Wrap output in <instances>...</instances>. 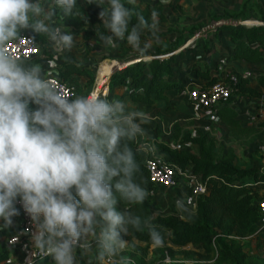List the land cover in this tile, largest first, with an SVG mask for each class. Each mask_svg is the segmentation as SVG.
Instances as JSON below:
<instances>
[{"label":"clouds","instance_id":"clouds-1","mask_svg":"<svg viewBox=\"0 0 264 264\" xmlns=\"http://www.w3.org/2000/svg\"><path fill=\"white\" fill-rule=\"evenodd\" d=\"M87 2L101 6L106 47L126 40L143 54L151 47L141 39L146 31L159 39L155 8L146 18L137 0ZM57 9L63 18L81 16L77 0H0V227L12 225L19 202L35 225L33 254L78 264L79 250L81 257L94 254L98 264H134L124 255L130 228H147L153 246L164 245L151 217L118 210L119 201L142 204L153 194L138 181L140 167L129 146L146 136L142 125L150 117L95 93L69 94L41 64L30 62L36 40L24 35L29 30L47 36L58 53L74 47L73 35L55 25ZM177 208L186 211L184 201Z\"/></svg>","mask_w":264,"mask_h":264},{"label":"trees","instance_id":"trees-1","mask_svg":"<svg viewBox=\"0 0 264 264\" xmlns=\"http://www.w3.org/2000/svg\"><path fill=\"white\" fill-rule=\"evenodd\" d=\"M50 2V0H46ZM126 3V0H122ZM126 6H128L126 4ZM97 7L95 3H88L87 0H77V8L81 16L69 15L62 19L74 29L81 30L86 37L94 33L108 34L103 25L98 21L94 13ZM139 10L146 18L152 9L159 13V22L167 20V12L160 0L152 3L139 5ZM255 18L256 22L249 19ZM217 19L231 20L234 22H222L214 31L226 32L228 34L231 49L227 59L235 61H246L257 63L264 60V0H240L239 9L234 12H223ZM249 20V21H246ZM235 21H237L235 23ZM136 23L133 17L131 24ZM131 27V25H130ZM197 28L180 30H159L158 40L151 39L150 32H145L141 39L150 40L152 46L143 54L134 51L126 40L118 41L117 54L113 59L118 62H131L123 68L110 74L107 80V93L114 86H126L128 91L115 96L111 101H122L127 97L131 102L152 104L157 100H167L169 92L177 87L180 79L176 75V57L182 55L185 49H180L185 42L195 36ZM29 35L40 42L41 46L44 34H36L31 30ZM198 34L187 45L191 47L196 42ZM208 42L205 40L203 49H208ZM45 52V50H44ZM159 56V57H158ZM56 76L75 88V95L80 94L81 89H90L94 73L85 63H76L64 58H57ZM190 69L196 77L204 80V86L214 82L217 77L214 74L216 66L212 60L204 57L193 60ZM109 71V70H108ZM106 72V74L108 73ZM237 75V82L233 95L248 97L251 99L256 110L261 109L264 115V73L258 75L254 80L260 90L248 85L247 76ZM223 78H227L225 75ZM181 87V86H180ZM87 95V94H86ZM107 98V96H106ZM35 109L36 105L30 104ZM215 117L227 128V136L235 141L246 140L251 143L254 138L261 134L264 136V116L256 125H247L237 114L235 108L229 103L220 104L215 108ZM171 139H177L183 147L174 149L167 143H154L155 152L162 156L168 163H183L192 174L199 176L206 186V192L200 195L195 202V211H181V216L172 214H153L151 195L142 204H127L124 201L118 202V210H130L143 219L152 218V223L162 233L164 245L153 247V251L159 252L162 260L166 253L172 254V249H203L207 254L212 255L218 264H264V220L260 211L258 200L261 197L258 186L264 185V170L251 163L249 167H241L237 163V155L231 148L224 150L218 146L213 136L208 132L196 129L193 134L190 130H183L178 124ZM188 145L197 147V153L192 152ZM129 146L135 153L139 164L138 181L142 183L151 193L158 190L157 186L148 175L144 161L147 156L146 144L143 140L130 141ZM12 225L0 227V264H8L9 257L13 254L11 248L6 245V239L13 235L18 227L20 218L13 217ZM4 221L0 218V225ZM256 240L257 254L249 255L244 251L241 241L247 238ZM128 245L137 246L134 242L142 243L144 249L152 244L147 228L143 231L129 230V235L123 236ZM188 253V252H186ZM52 258L45 257L36 260V263L46 264Z\"/></svg>","mask_w":264,"mask_h":264},{"label":"rangeland","instance_id":"rangeland-1","mask_svg":"<svg viewBox=\"0 0 264 264\" xmlns=\"http://www.w3.org/2000/svg\"><path fill=\"white\" fill-rule=\"evenodd\" d=\"M137 2L143 4L147 2H153V0H137ZM239 5L240 0H171L170 4L164 5L167 12V20L164 22H159V30L166 31L170 29L180 30L197 28L199 30L198 34H202V37H198L196 39V42L193 43L191 47L185 50L184 54L177 57V75L181 76L183 79H191L187 71L188 61L190 62V60L193 59H200L201 55H203L204 53H206L207 55L211 53L212 56H217L214 53L215 46L213 43L212 31H214L222 22H234L231 20L217 19V16H220V14L223 12L237 11L239 9ZM100 11L101 8H97L95 10V15L97 16L99 23L102 24V20L99 17ZM249 20L256 22L255 18H251ZM236 22L237 21H235V23ZM70 34H72L74 37V47L69 51L70 54H72L73 56L77 55L83 60H85V56H88L87 60L91 65L92 72L94 73L93 80L91 82L92 84L90 86L91 90L88 91V89H81L80 94L84 93L86 95L96 87L100 68L102 66H105V64H109V66L111 63L112 65L116 64L113 61H119L117 59H113V57L119 54V52L117 53L116 48L106 47L101 42L100 35H98L97 33H94L93 36L89 38L86 36L84 37V34L80 31H74ZM198 34H195L194 37H197ZM219 34V38L221 39V41L218 44H223L226 46L228 41L226 35H223V33ZM194 37L190 39H193ZM144 40L145 39H142V41ZM205 40L209 42L207 50L203 49V43ZM45 47L46 46H41V58L42 54H44V50H46ZM53 51L50 50L49 54L52 58L55 53V50ZM119 65L120 64H118L117 66ZM203 82L204 81H199L197 83L203 84ZM245 106L248 107L249 104L245 102ZM253 109L254 108L251 109L252 115L255 114ZM258 114H261V112H259ZM158 117H160V120L165 127L164 129L166 131V134H164V136L167 138L166 142L169 143L171 147H173L175 143H180L179 141H177V139H171V134L173 132V129H175L174 124H178L183 130H190L193 134L196 133V129L201 127V130L203 132H208L210 136H213L216 140L217 145L223 146V149L225 151L229 148L235 151L237 155V163L239 166L249 167L251 163H255L264 170V140L260 139L259 135H257L254 140L248 144H246V140L235 142L227 136V133H225L226 131L223 128L224 125L222 123H218V120L214 118L209 119L208 117H206V119H204L202 123H196L195 119H192L191 114L188 112L187 105L181 102L176 104L174 110L166 115V117H163L161 115H159ZM161 128L162 127L159 126L158 129L161 130ZM182 147L183 146L181 145V148ZM188 148L192 152L197 153L196 146L188 145ZM186 184L189 186V189H187V196L192 197V199L190 198V204H192L194 198L190 192V184L187 181ZM174 189L159 187L158 190L151 195L150 200L154 215H178L181 212L177 208V202L164 205L163 200L167 199V197L173 198L175 196H178L176 195V191ZM178 200L184 201L186 209L189 207V204L187 203V201H185V198L182 197ZM15 217L18 218L19 216ZM134 243L137 244V246L129 244L127 245L124 252V255L129 256L134 264H218V261L214 259L212 255L207 254L203 249L194 250L190 247H184L182 249H172L170 262L167 263L166 261L162 260V256L159 252L153 251V245H151L148 249H144L142 247L144 246L142 243H139L137 241H135ZM241 244L243 245L244 251L247 254L253 255L258 253L256 251V240L254 238L251 237L244 239L241 241ZM262 256L264 257V254H262ZM77 260L78 264H98V262L95 260L94 254L91 256L81 257L79 250H77ZM46 264H54V261L52 260Z\"/></svg>","mask_w":264,"mask_h":264},{"label":"crops","instance_id":"crops-1","mask_svg":"<svg viewBox=\"0 0 264 264\" xmlns=\"http://www.w3.org/2000/svg\"><path fill=\"white\" fill-rule=\"evenodd\" d=\"M155 1L156 0H153V2H155ZM44 2L48 3L46 0H44ZM147 3H149V2H147ZM150 3H152V2H150ZM138 4L143 6L146 3H143V4L138 3ZM105 6H107V4ZM97 8H101V6L97 5V7L94 9V13H95V10ZM54 19H55V25H62L65 31H68L70 33L74 32V31H80L81 33H83L81 30L74 29L66 21H64L62 19L61 13H59L57 11H56V17ZM214 31H212L213 32L212 33L213 43L215 46L214 53L217 56H212L211 53L209 55L204 53L203 55H201L200 58L204 57L206 59L212 60L213 65L216 66V71L214 72V74L216 75L217 79L223 78L228 73H236V74L244 75V76H247L249 79L248 85L260 90V87L255 84L254 79L258 75L264 73V60L261 62H257V63H249L246 61L228 60L227 55L231 49L228 34L226 32H221V31L217 32V34H214ZM219 33H223V35H226L227 40H228L226 46L223 44H218L221 41V39L219 38V35H220ZM83 36L85 37V34ZM187 41H189V42H187ZM187 41L185 42L184 46H182L180 49L186 50L187 48H189V47H187V45L192 41V39H188ZM42 44H44V46H46L45 47L46 50H45L44 54H42V58L39 55V56L31 59L30 62L41 64L43 72L45 73L46 77L53 76L56 74V68L58 67V63L56 62V59L59 57L74 61L76 63H83V61H84V63L91 68L90 63L87 60L88 56H85L84 57L85 60H83L81 57H79L77 55L73 56L72 54H70L69 50H65L62 53H58L57 51H55L53 58H52L49 54H50V50L53 51L54 48L50 44L47 36L44 37ZM208 44H209V42H208ZM224 47H226V48H224ZM48 49H50V50H48ZM185 50H184V52H185ZM57 53H58V55H57ZM263 53H264V49H263ZM178 56H181V55H178ZM177 57H176V60H177ZM193 60H197V59H193ZM193 60H190V62L188 61V68H187L188 69L187 70L188 75L191 79H188V78L183 79L181 76L176 74L177 77L180 79V82L175 89H173L169 92V95H168V98L166 101L165 100H157L156 102H154L152 104H142L139 102H131L127 97H124L122 99V102L125 103L127 110L142 111L150 117V121L148 123L142 125V127L146 130V136L140 137L137 139V141L143 140V142H145V144L147 145L146 148L150 147V146L154 147V143H159V142L167 143L166 142L167 138L164 136V134H166V131L164 129L165 127L162 124L160 117H158V116L161 115L163 117H166V115H168L171 111L174 110L176 104H178L180 102L185 103L187 105L188 112L191 114L192 119H195L196 123H198V122L202 123V121L204 119H206V117H208L209 119L214 118V119L218 120L215 117L213 110L199 108L197 106L192 105L188 101L186 88L188 86H191V85H197L198 84L197 82H199V81H204L203 79L196 77L193 74V72L191 71L190 63ZM134 61L135 60L129 61V62H127V64L134 62ZM123 65L120 64L118 66V68H121ZM111 68H112V65L109 66V64H105V66H102L100 68V70H99L100 73H98L99 75L97 78V84H96V87L94 88V90L92 91V94L93 93L96 94V92L101 88L106 89V81H107L108 76L111 74ZM258 70H259V72H258ZM107 71H108V73L106 74ZM127 91H128V88L126 86H114L107 93L106 99L111 101L115 96L121 95ZM232 100H233L232 106L235 108L237 114L243 119L242 122L244 124L256 125L263 119V116H264L263 111L261 109L256 110V108L253 107L251 99H249L248 97H238L236 95H233ZM245 102L249 104L248 107L245 106ZM250 108L251 109L254 108L253 109V111L255 113L254 115H252ZM259 112H261V114H258ZM211 116H212V118H211ZM217 122L221 123L219 120ZM159 126L162 127L161 130L158 129ZM223 128L225 129L226 132L224 130L223 131L225 133H227V128L225 125L223 126ZM198 129L201 130V127H199ZM259 138L264 140V136L261 134H259ZM167 144L169 145V143H167ZM187 189H189V186L186 184V181L181 180L179 182L178 186L174 189L176 191V195H178V196H175L173 198L167 197V199L163 200L164 205L172 204L173 202H177L178 199L183 197V198H185V201H187V203L189 204V207L187 209L190 210L191 212H194L196 200L193 196V198H194L193 203L190 204L191 203L190 198L192 199V197L187 196V194H188ZM177 216H181V214L179 213ZM18 257H19V254L15 253L9 257L8 262L9 263L13 262L16 259H18Z\"/></svg>","mask_w":264,"mask_h":264},{"label":"built area","instance_id":"built-area-1","mask_svg":"<svg viewBox=\"0 0 264 264\" xmlns=\"http://www.w3.org/2000/svg\"><path fill=\"white\" fill-rule=\"evenodd\" d=\"M24 35L32 37L28 33H25ZM14 43L15 42H10V45ZM40 53L41 45L36 40V47L32 49L31 59L39 56ZM47 78L59 87L63 88L69 94H75V88L60 80L56 75L49 76ZM236 82V73H228L226 79H217L207 86L202 84L188 86L186 88L188 101L194 106L213 111H215V108L220 104L229 102L233 105L232 96L235 91ZM106 89H108L107 83ZM106 89H99L96 94L101 98H106ZM91 93L92 91L87 95H91ZM172 148L179 149L181 148V144L175 143ZM146 153L147 156L145 158L144 165L149 178L157 186L174 189L178 186L181 180H184L190 184V192L194 196L195 200L200 195L205 194V184L200 180L198 175L192 174L189 168L183 163L179 164L166 162L162 156L156 154L155 148L152 146L146 148ZM256 185L261 193L258 204L264 220V185L262 183ZM16 207L20 212L18 215L20 221L15 233L6 239V245L11 248V252L13 254H19V257L13 262H8V264H35L36 260L49 256L42 255L38 252L33 254L35 249L33 247L34 242L32 240V235L36 231L35 225L33 224L31 217L23 210L22 205L19 202H17ZM164 261L167 263L170 262V257L167 253L164 257Z\"/></svg>","mask_w":264,"mask_h":264},{"label":"water","instance_id":"water-1","mask_svg":"<svg viewBox=\"0 0 264 264\" xmlns=\"http://www.w3.org/2000/svg\"><path fill=\"white\" fill-rule=\"evenodd\" d=\"M198 32H199V30H197L196 32H195V34H198ZM113 62H115L116 64H114V65H112V63L110 64V65H112V68H111V73H113L114 71H116V70H119L120 68H118V64H124L123 66H122V68L125 66V65H127V62H118V61H113ZM129 64V63H128Z\"/></svg>","mask_w":264,"mask_h":264},{"label":"bare ground","instance_id":"bare-ground-1","mask_svg":"<svg viewBox=\"0 0 264 264\" xmlns=\"http://www.w3.org/2000/svg\"><path fill=\"white\" fill-rule=\"evenodd\" d=\"M121 68H122V67H121ZM109 76H110V75H109ZM109 76H108V77H109ZM107 80H108V78H107ZM106 82H107V81H106ZM101 89H102V88H101ZM93 90H94V89H93ZM93 90H92V91H93ZM91 94H92V93H91Z\"/></svg>","mask_w":264,"mask_h":264}]
</instances>
